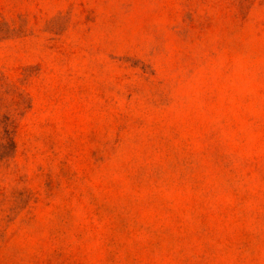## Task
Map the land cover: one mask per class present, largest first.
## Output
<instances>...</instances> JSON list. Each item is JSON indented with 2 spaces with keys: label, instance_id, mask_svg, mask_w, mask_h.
I'll return each mask as SVG.
<instances>
[{
  "label": "rangeland",
  "instance_id": "rangeland-1",
  "mask_svg": "<svg viewBox=\"0 0 264 264\" xmlns=\"http://www.w3.org/2000/svg\"><path fill=\"white\" fill-rule=\"evenodd\" d=\"M0 264H264V0H0Z\"/></svg>",
  "mask_w": 264,
  "mask_h": 264
}]
</instances>
